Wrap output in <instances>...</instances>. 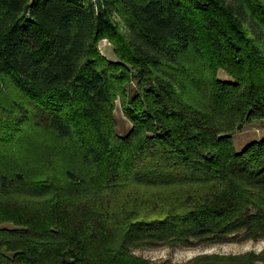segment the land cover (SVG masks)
<instances>
[{
	"label": "trees",
	"instance_id": "1",
	"mask_svg": "<svg viewBox=\"0 0 264 264\" xmlns=\"http://www.w3.org/2000/svg\"><path fill=\"white\" fill-rule=\"evenodd\" d=\"M102 3L0 0V264L264 261L133 252L264 238V0Z\"/></svg>",
	"mask_w": 264,
	"mask_h": 264
},
{
	"label": "rangeland",
	"instance_id": "2",
	"mask_svg": "<svg viewBox=\"0 0 264 264\" xmlns=\"http://www.w3.org/2000/svg\"><path fill=\"white\" fill-rule=\"evenodd\" d=\"M98 49L100 53L108 59L113 60L116 58L113 54L112 44L106 38L98 41ZM218 76L221 78L226 77L221 70L218 72ZM0 85L2 86V84ZM13 97H17L16 93L7 88L4 84V87L0 88V98L7 104L5 100H10ZM113 115L115 121V131L119 135H123L129 129L130 124L121 110V105L118 99L115 100ZM231 135L234 148L236 150H240L249 142L258 140L264 136V122L259 120L241 122V126L235 127ZM249 250H253L255 252L264 250V238L258 240H228L213 243L198 242L190 246H167L160 244L155 246L139 247L134 249L133 252L154 261L167 260L174 263H183L200 253L234 254ZM259 264H264V261H259Z\"/></svg>",
	"mask_w": 264,
	"mask_h": 264
},
{
	"label": "water",
	"instance_id": "3",
	"mask_svg": "<svg viewBox=\"0 0 264 264\" xmlns=\"http://www.w3.org/2000/svg\"><path fill=\"white\" fill-rule=\"evenodd\" d=\"M94 9L97 14L102 13L103 11V3L102 0H93ZM262 121L264 122V118H262ZM241 126V122L237 124V127Z\"/></svg>",
	"mask_w": 264,
	"mask_h": 264
}]
</instances>
